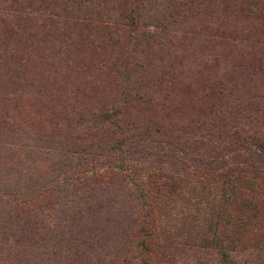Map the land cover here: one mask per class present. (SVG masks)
Returning <instances> with one entry per match:
<instances>
[{
  "label": "rangeland",
  "instance_id": "1",
  "mask_svg": "<svg viewBox=\"0 0 264 264\" xmlns=\"http://www.w3.org/2000/svg\"><path fill=\"white\" fill-rule=\"evenodd\" d=\"M136 30L154 36L134 46ZM123 87L138 98L122 157L67 168L28 152L29 135L69 136ZM3 131L22 132L0 143L5 192L40 214L0 208L14 248L0 264H264V152L241 140L264 139V0H0ZM65 171L82 181L52 193Z\"/></svg>",
  "mask_w": 264,
  "mask_h": 264
},
{
  "label": "trees",
  "instance_id": "2",
  "mask_svg": "<svg viewBox=\"0 0 264 264\" xmlns=\"http://www.w3.org/2000/svg\"><path fill=\"white\" fill-rule=\"evenodd\" d=\"M20 1L21 0H10V2L14 4H18ZM144 17L148 16H143L142 18ZM150 22L154 21L152 20ZM120 23H122L124 26L126 24L123 20ZM128 23H131V21H129ZM117 31L118 29H116V31L111 30V33L117 35ZM135 32H137V35L132 37L134 46L140 45L141 41H143V44H146L147 39L154 36V34L152 33L144 32L141 30H136ZM125 84L126 83H124L123 85ZM119 92L120 93L118 94V98L114 105H111L107 109H100L97 112H91L88 114V117L83 116V120L78 123L79 129L75 128L73 133H71L67 137H58L56 135H51L50 133H36V135H29L28 138L32 142V144L28 152H32V154L38 156L41 151L47 152L49 154L57 151V153L52 154V158L48 157V159H53L54 157L66 158V164L64 165L67 166V168L70 167V165L68 166V164L72 161L73 164L71 166L81 167L83 165H86L88 162H91V160L95 156H98L105 150H108L107 153H112L116 156L117 159H119L120 157H122L121 155L125 151L123 145L126 143L128 145L129 143L134 141L133 136H129V133H125V131H130L132 129L133 125H135L134 121L125 117L128 116L127 106L132 103L133 100L138 98L136 89L130 87H123ZM97 130L101 133L105 131H108L109 133L112 132V134L117 133V135L114 137V142L117 137V140L115 142L116 145L103 148V146H101L97 141H91L90 138L94 136L93 134ZM237 135L240 137L239 134ZM237 135H235L234 137H237ZM241 140L243 141V144H246L247 141H251L253 143L256 142L264 152V139L258 138L251 133L243 135L241 137ZM21 142L22 132H0V143H13L21 145ZM45 147L47 148L43 149ZM3 148H5V146H3ZM244 149L245 151H249L247 147H245ZM92 152H94L93 154L95 155H91ZM123 165L124 162L121 164L115 163L114 167L123 170ZM62 175L63 176L60 178V180L55 182L56 188L52 190V193L57 192L65 195L64 193L69 188H74L75 185L77 187L76 183L82 181L78 180L80 179V177L72 179L67 171H65ZM76 180L78 181L76 182ZM9 186L10 185L6 180H0V191H4V193L2 192L0 194V208L5 210V214L8 215L9 218L16 220L17 222L20 220L25 221V219L37 220L40 212H37L36 214L34 213L31 216L29 208L27 207L28 204L26 203L28 201L23 200L26 198L23 197L24 195L17 196V194H15V191H8L6 194L5 190L10 188ZM55 236L56 234H53L52 237H48L46 240L58 241V237L55 238ZM13 250L14 248L12 247V245L6 244V241L0 244V260L6 262L9 254L14 252ZM219 254L220 260H218L216 263L238 264L230 261L223 253ZM137 264L144 263L139 262Z\"/></svg>",
  "mask_w": 264,
  "mask_h": 264
}]
</instances>
